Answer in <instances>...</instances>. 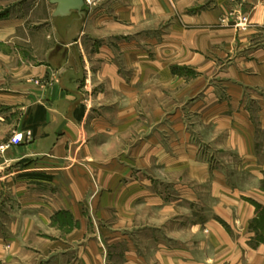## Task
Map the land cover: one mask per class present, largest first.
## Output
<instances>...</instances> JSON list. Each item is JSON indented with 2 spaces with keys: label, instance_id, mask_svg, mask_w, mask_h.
<instances>
[{
  "label": "crops",
  "instance_id": "obj_1",
  "mask_svg": "<svg viewBox=\"0 0 264 264\" xmlns=\"http://www.w3.org/2000/svg\"><path fill=\"white\" fill-rule=\"evenodd\" d=\"M55 9L0 0V264H264V0Z\"/></svg>",
  "mask_w": 264,
  "mask_h": 264
},
{
  "label": "water",
  "instance_id": "obj_2",
  "mask_svg": "<svg viewBox=\"0 0 264 264\" xmlns=\"http://www.w3.org/2000/svg\"><path fill=\"white\" fill-rule=\"evenodd\" d=\"M50 2L56 4L55 16L64 17L73 13L84 15L86 0H50Z\"/></svg>",
  "mask_w": 264,
  "mask_h": 264
},
{
  "label": "built area",
  "instance_id": "obj_3",
  "mask_svg": "<svg viewBox=\"0 0 264 264\" xmlns=\"http://www.w3.org/2000/svg\"><path fill=\"white\" fill-rule=\"evenodd\" d=\"M238 26L242 28H246L248 26V20L247 19H242L239 23ZM33 139V132L31 130H25L21 132H16L13 134L11 139L3 144H0V158L12 147V146H17L24 144L26 142L32 141Z\"/></svg>",
  "mask_w": 264,
  "mask_h": 264
},
{
  "label": "rangeland",
  "instance_id": "obj_4",
  "mask_svg": "<svg viewBox=\"0 0 264 264\" xmlns=\"http://www.w3.org/2000/svg\"><path fill=\"white\" fill-rule=\"evenodd\" d=\"M232 1H236V0H232ZM233 14H234V15H233ZM233 14H232V16H233V18H234V20H233V25H234L236 28H238V29H240V30H247V29L250 27L251 22H250V19H249V16H248V15H246V14H244V13H240V12H237V13H236V11H234ZM244 18L248 20V26H247L246 28H242V27L238 26V23H239L242 19H244ZM255 227H257V226H256V224H255L254 221H253V222L251 223V225H250V228H251L252 230H254V232H256V236H255L253 239H257L258 241H259L260 239H264V226H263V229H260L259 227H258V229H256ZM259 242L264 243V240H263V241H259Z\"/></svg>",
  "mask_w": 264,
  "mask_h": 264
},
{
  "label": "trees",
  "instance_id": "obj_5",
  "mask_svg": "<svg viewBox=\"0 0 264 264\" xmlns=\"http://www.w3.org/2000/svg\"><path fill=\"white\" fill-rule=\"evenodd\" d=\"M258 208V218H256L254 220V223L256 224L257 227H255L256 229H258V227L260 229H263L264 226V206L262 205H257ZM264 239H260L259 241H263Z\"/></svg>",
  "mask_w": 264,
  "mask_h": 264
}]
</instances>
